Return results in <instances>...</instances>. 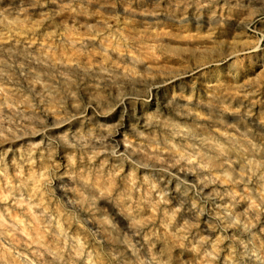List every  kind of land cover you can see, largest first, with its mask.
Returning a JSON list of instances; mask_svg holds the SVG:
<instances>
[{"label": "rangeland", "instance_id": "obj_1", "mask_svg": "<svg viewBox=\"0 0 264 264\" xmlns=\"http://www.w3.org/2000/svg\"><path fill=\"white\" fill-rule=\"evenodd\" d=\"M0 264H264V0H0Z\"/></svg>", "mask_w": 264, "mask_h": 264}]
</instances>
